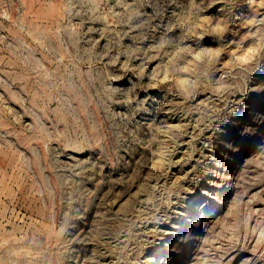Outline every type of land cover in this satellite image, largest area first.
Here are the masks:
<instances>
[{
	"label": "rangeland",
	"instance_id": "1",
	"mask_svg": "<svg viewBox=\"0 0 264 264\" xmlns=\"http://www.w3.org/2000/svg\"><path fill=\"white\" fill-rule=\"evenodd\" d=\"M0 264H264V0H0Z\"/></svg>",
	"mask_w": 264,
	"mask_h": 264
}]
</instances>
